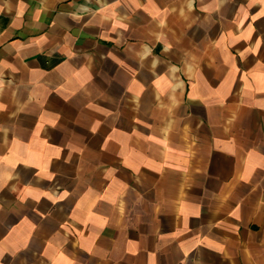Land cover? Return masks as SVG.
<instances>
[{
    "label": "crops",
    "instance_id": "0c3cea01",
    "mask_svg": "<svg viewBox=\"0 0 264 264\" xmlns=\"http://www.w3.org/2000/svg\"><path fill=\"white\" fill-rule=\"evenodd\" d=\"M0 264H264V0H0Z\"/></svg>",
    "mask_w": 264,
    "mask_h": 264
}]
</instances>
